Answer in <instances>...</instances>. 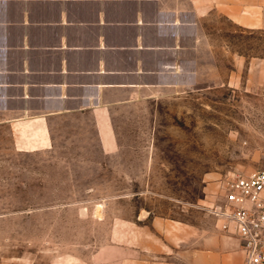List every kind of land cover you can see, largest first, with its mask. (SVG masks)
<instances>
[{
	"label": "crops",
	"instance_id": "crops-1",
	"mask_svg": "<svg viewBox=\"0 0 264 264\" xmlns=\"http://www.w3.org/2000/svg\"><path fill=\"white\" fill-rule=\"evenodd\" d=\"M221 19L264 39V0H0V140L69 174L60 178L107 181L135 149L119 133L150 132L141 127L148 104L194 85L205 23ZM117 222L99 264H243L216 223L206 233L152 219L161 238L139 219Z\"/></svg>",
	"mask_w": 264,
	"mask_h": 264
},
{
	"label": "rangeland",
	"instance_id": "rangeland-1",
	"mask_svg": "<svg viewBox=\"0 0 264 264\" xmlns=\"http://www.w3.org/2000/svg\"><path fill=\"white\" fill-rule=\"evenodd\" d=\"M205 31L209 49L196 82L148 104L141 127L150 124V132L119 133L135 149L107 181L60 178L69 174L0 140V263L58 264L71 255L72 264H99L118 220L139 219L161 238L148 228L152 219L206 233L218 224L210 207L224 183L264 163V80L256 66L264 39L222 19L208 20ZM121 168L125 179L116 178Z\"/></svg>",
	"mask_w": 264,
	"mask_h": 264
},
{
	"label": "built area",
	"instance_id": "built-area-1",
	"mask_svg": "<svg viewBox=\"0 0 264 264\" xmlns=\"http://www.w3.org/2000/svg\"><path fill=\"white\" fill-rule=\"evenodd\" d=\"M210 212L219 231L237 240L243 264H264V163L228 179Z\"/></svg>",
	"mask_w": 264,
	"mask_h": 264
}]
</instances>
